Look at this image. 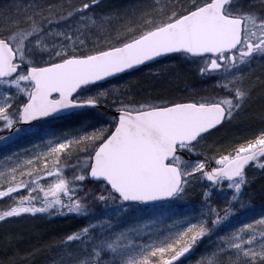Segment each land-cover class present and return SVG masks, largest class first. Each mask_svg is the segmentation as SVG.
<instances>
[{"label": "snow or ice", "instance_id": "6c2138e0", "mask_svg": "<svg viewBox=\"0 0 264 264\" xmlns=\"http://www.w3.org/2000/svg\"><path fill=\"white\" fill-rule=\"evenodd\" d=\"M256 61H264V0H0V132L9 133L0 146L21 134L43 140L40 125L82 121L94 109L110 117L87 124L82 135L50 140L46 154L3 177L0 198L12 203L0 222L37 214L84 220L58 240L50 264H179L205 240L199 264H264V218L256 221L258 238L245 224L214 240L232 214L225 209L221 217L210 203L224 194L234 207L249 184L247 170L264 171V128L210 158L198 148L257 89L264 100V64L255 75ZM184 66L227 98L154 94ZM52 157L55 171L47 165ZM41 160L44 168L34 169ZM17 171L29 179L17 180ZM193 181L205 189L202 219L185 221L188 227L178 222L182 231L170 227L169 235L152 239L155 218ZM85 183L96 187L85 190ZM95 205L111 212L96 217ZM130 212L137 223L116 231ZM5 264H15V253Z\"/></svg>", "mask_w": 264, "mask_h": 264}, {"label": "rangeland", "instance_id": "374dc122", "mask_svg": "<svg viewBox=\"0 0 264 264\" xmlns=\"http://www.w3.org/2000/svg\"><path fill=\"white\" fill-rule=\"evenodd\" d=\"M118 1V0H117ZM258 4L259 0H255ZM174 63V62H173ZM263 64V63H262ZM260 64V65H262ZM255 75L261 74V68H254ZM174 73L176 74L173 77H167L161 82V86L169 83V89L173 87V84H176L178 89L184 90L187 87V91H179L180 94L188 95L195 92H198L200 95L204 93V91L209 92V95L216 96L219 99L227 98V93L219 88L213 87V82L209 81L208 83H202L199 77L196 75L194 69L189 70L187 66L177 67L174 69ZM178 77V78H176ZM255 79V76L253 77ZM160 92H154L155 95H158ZM259 90L253 95V101L249 102V104L245 105V108L240 111L236 118L231 123H225L224 126L220 129L221 132L216 134L213 133L211 136L207 137L201 144L198 146L199 150L203 151L205 155L208 154L209 150L213 147L220 146H230L231 143L235 144L241 142L243 138H253L255 134H258L261 128H264V100L259 99ZM167 95L168 93H161ZM198 98V96H197ZM98 110H104L103 108ZM260 117V118H258ZM255 119L259 121V126L256 124L253 125L252 120ZM109 119L107 116H104L100 111H91L87 118L82 121H78L76 119H67L55 122L50 125H40L44 131L41 132V135L44 137L41 140L40 136H34L30 141L22 140L25 136L21 134L20 137L16 138L14 142H10L6 147L0 146V186L6 184V181L3 177L8 176L13 168H18V166L25 165L29 159H33L36 155H43L48 152L47 145L50 140L56 139L57 137H67L69 139L73 138L76 134H83L82 129L87 124H94L99 121H103ZM257 121V122H258ZM219 130V131H220ZM243 130V134H239L235 132H239ZM46 133V134H45ZM8 132H0V136H7ZM225 138V139H224ZM222 141L220 146H217L218 142ZM75 148L73 147L71 151ZM76 150V149H75ZM67 151V150H66ZM213 152V151H212ZM203 158V156H202ZM52 159L54 157L47 160V165L51 169L53 167ZM44 168L45 161L41 160L38 164L34 162L33 168L37 169V167ZM63 168L65 166L62 165ZM25 172L27 168H24ZM55 171V170H53ZM63 172V171H62ZM63 174V173H62ZM68 177L72 175V171L64 174ZM25 175L24 179H26ZM16 178H22L17 171ZM35 179V177H32ZM44 185L47 186L49 183L48 180L43 181ZM0 190H3L0 187ZM42 196V194H41ZM179 201V202H178ZM12 201L8 198H0V211H3L7 208ZM180 200L174 201L170 206H168V210L162 216H157L156 223L151 226L148 231L152 233V239H163L164 236L169 235L168 229L171 227L173 233L175 231L183 230L182 227L178 225V222L184 224L183 227H186L185 221L188 219L181 220V211H178ZM101 208V212L93 211L96 217L106 218L108 213L111 212V209H105L101 205H95L93 209ZM184 212V211H183ZM61 215H48V214H37L36 216H24L21 218H13L10 219L7 223L0 222V246H4L3 243L10 241V238L17 237L18 244L16 248L18 250H25L29 246H31L28 252L22 254V258L15 259V261L19 264H27L26 259L27 256L32 255V253L36 249H45L47 245H52L53 250H55V246L60 238L66 236L65 232L67 227L76 229L81 224L85 223L84 220L74 217V216H62V220H60ZM231 216V215H230ZM149 218L145 217L141 222H147ZM213 219H215L213 217ZM52 220H55L59 224H63L62 227H59V224L56 226L45 227L41 225L40 222H45L46 224H50ZM137 223V217L135 212H130L129 215L119 224L116 231L123 230L125 226L132 225ZM68 224V226H66ZM221 225L218 226L220 228ZM256 229V228H255ZM160 230H163L161 233ZM259 230V229H256ZM73 231V230H70ZM63 233V234H62ZM62 234V235H61ZM223 235H226L225 233ZM59 236V237H58ZM220 235L214 236L213 239H218ZM259 236H257L258 238ZM247 239V236L245 237ZM40 241L44 243H40ZM48 242V243H46ZM145 243L149 242L148 240L144 241ZM12 245H15V242H11ZM15 243V244H14ZM46 243V244H45ZM44 247V248H43ZM209 247V241L205 240L204 243H201L198 247L193 248V250L186 254V256L179 261V264H199L200 260L204 258L207 253L206 249ZM7 252V253H6ZM27 253V254H26ZM5 254L9 255V259L12 258L13 254L5 251ZM42 259H37L35 264H45L46 260L51 258H58L57 252H45L44 255L40 256Z\"/></svg>", "mask_w": 264, "mask_h": 264}, {"label": "trees", "instance_id": "16d2710c", "mask_svg": "<svg viewBox=\"0 0 264 264\" xmlns=\"http://www.w3.org/2000/svg\"><path fill=\"white\" fill-rule=\"evenodd\" d=\"M50 2L56 3V2H58V0H50ZM113 2L119 3L120 0H118V1L113 0ZM168 89H169V83H166V84H164V86L156 88L155 92L156 91L160 92L159 94H161L162 92L165 94L166 93H172L176 97L184 96L183 94H180L179 91H176L178 89L176 84H173V87H171L170 90H168ZM205 94L209 95V92L204 91V93L202 95H205ZM91 111H93V112L100 111L104 116H107L108 118H110L109 115L104 112V110L94 109ZM258 118H260V117H258ZM251 120L253 122V125L256 124L257 126H259L258 120L255 121V119H252V118L250 119V121ZM220 132H221V130L216 132V134H218ZM236 133L243 134V130H240L239 132L237 131V132H235V134ZM33 137L34 136L25 135L22 138V140L30 141V139H32ZM220 142L222 143V141H219L217 146L221 145ZM238 143H240V142H238ZM236 144L237 143H235V144L231 143L230 146H235ZM228 147L229 146L226 147L225 144H224V146H220L218 148L213 147L211 150H209V152L206 156H208L210 158L215 154V152L220 151V150L225 149V148H228ZM75 151L76 150L74 149L72 152H75ZM61 155H63V154H61ZM203 158L201 157V159H203ZM51 161L53 163V167L51 168V170H55V167H54L55 158L52 159ZM72 163H74V161ZM62 165L63 166H65V165L63 163H61V165H60V167L63 171L62 172L63 174H67L68 172H70V170H71L70 167H68L66 169V168H63ZM37 169H43V168H40V166H38ZM40 174H41V176H43L44 175L43 171H41ZM247 175H248L249 184L245 189H243V195L240 197L239 202L236 203L234 207H229V204L227 202V201L231 200L230 196H228L226 198L224 194H213L212 200L210 201V203L212 204V206L214 208L219 209V215L221 217H223L225 215V209H227V211L232 214L231 216H229V219L227 221L222 222V226L220 228H217V235H223L224 233L226 235H230V234H232V232L237 231L239 228L243 227L245 224H253V227L256 229L261 228V226L259 224H257L256 221L264 218V171H260L258 168L250 167L247 170ZM22 178L24 179L25 177L23 176ZM16 179L19 180V178H16ZM28 179H29V177L26 176V179H24V180H28ZM83 187L85 188V190H94L96 186L94 184L85 183L83 185ZM203 191H205V189L201 184H199L196 181H193L191 183L188 193L185 195V197L183 199L180 200L181 203L179 205L178 211H181V214H182L181 220L186 218L191 223H199V221L202 219L199 216V212L200 211H206V209L201 208V201H202L203 197L200 194ZM81 195H83V193H81ZM193 209H196V211H193ZM93 211L101 212V208L93 209ZM214 218H216V217H214ZM59 219L62 220L63 219L62 216H60ZM182 222H183V220H182ZM40 223H41V225H44L46 228L53 226V225L56 226L57 224H59L55 220H52V222H50V224H46L44 221L40 222ZM62 226H63V224L60 223L59 227H62ZM66 226H68V224ZM188 226L189 225L186 224V227H188ZM70 230H74V229L67 227L66 231L63 233L68 234V233L72 232ZM256 236H259V230L256 231ZM9 238H10L11 242H15L16 244L14 243L15 245H12V243H11V246H9V244L6 245V243L4 242L3 243L4 246H0V264H5V262L9 258V255L5 254L6 250L8 251V253L9 252L12 254L15 253V259H20V258H22V254H25V252H28L31 248V246H29L25 250H18L16 248V245L18 244V241L16 239L17 237H12V239H11V237H9ZM40 243H44V242L40 241ZM46 243H48V242H46ZM45 252H49V250H47V248H45V249H42V251L38 252L34 257L32 255L27 256L26 263L27 264H35V261L37 259H40V260L42 259L40 256L44 255ZM50 252L56 253L55 250H50ZM15 264H19V260H18V263L15 261Z\"/></svg>", "mask_w": 264, "mask_h": 264}, {"label": "flooded vegetation", "instance_id": "af4514ba", "mask_svg": "<svg viewBox=\"0 0 264 264\" xmlns=\"http://www.w3.org/2000/svg\"><path fill=\"white\" fill-rule=\"evenodd\" d=\"M264 64V61H256L255 63H254V68H260V64Z\"/></svg>", "mask_w": 264, "mask_h": 264}, {"label": "water", "instance_id": "95a60500", "mask_svg": "<svg viewBox=\"0 0 264 264\" xmlns=\"http://www.w3.org/2000/svg\"><path fill=\"white\" fill-rule=\"evenodd\" d=\"M20 127H27V125H20ZM182 257H180V259H181Z\"/></svg>", "mask_w": 264, "mask_h": 264}]
</instances>
